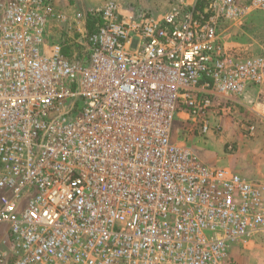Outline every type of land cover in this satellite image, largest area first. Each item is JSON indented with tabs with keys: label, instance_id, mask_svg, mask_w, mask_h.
<instances>
[{
	"label": "built area",
	"instance_id": "built-area-1",
	"mask_svg": "<svg viewBox=\"0 0 264 264\" xmlns=\"http://www.w3.org/2000/svg\"><path fill=\"white\" fill-rule=\"evenodd\" d=\"M56 2L0 0V264H237L234 246L264 243V181L189 138L264 98V52L228 39L264 0Z\"/></svg>",
	"mask_w": 264,
	"mask_h": 264
},
{
	"label": "rangeland",
	"instance_id": "rangeland-1",
	"mask_svg": "<svg viewBox=\"0 0 264 264\" xmlns=\"http://www.w3.org/2000/svg\"><path fill=\"white\" fill-rule=\"evenodd\" d=\"M94 1V0H93ZM106 1V0H105ZM118 4L119 12L126 9H132L135 13H153L157 14L165 10L172 2L176 0H114ZM186 3L194 4L196 0H183ZM92 0H57L56 7L67 16H71L77 12H81L88 7ZM92 5L88 9H92ZM94 8V7H93ZM88 26L98 24V22L88 19ZM63 25V24H61ZM64 26L53 25L49 29L52 32V41L58 42L61 31ZM229 41L238 44L246 54H260L264 52V13H254L247 26L245 33L231 35L228 37ZM259 102L264 105V98L259 97ZM260 113V112H258ZM239 113L236 118L237 125L235 128H225L221 135H215L211 138H198L190 136V140L194 144V149L198 152V147L207 145L208 142L215 140L218 141L221 149L219 152L211 151L209 149V157L215 159L216 165L226 164L231 169L236 170L244 177L264 181V179L256 178L245 174L244 170L251 173L253 170H261L264 165V122L256 114H251L247 117L246 114ZM254 124L255 129L249 132L246 125ZM231 145V148L228 146ZM207 149V148H205ZM244 153H248L250 159L248 163H243ZM199 155V154H198ZM200 157V156H199ZM252 158V159H251ZM243 165V166H242ZM242 166V167H241ZM252 175V174H251ZM235 262L237 264H264V243H250L245 248L234 246L230 250Z\"/></svg>",
	"mask_w": 264,
	"mask_h": 264
},
{
	"label": "crops",
	"instance_id": "crops-1",
	"mask_svg": "<svg viewBox=\"0 0 264 264\" xmlns=\"http://www.w3.org/2000/svg\"><path fill=\"white\" fill-rule=\"evenodd\" d=\"M92 2L93 3H91L89 6L92 5L93 7H97V6H101L105 2V0H94V1L92 0ZM187 4H190V3H187ZM89 6L86 7V8H82V9L83 10H87V8H89ZM127 11H131L133 14L135 13L132 9H126V8L123 10V12L120 11V13L123 14V13H126ZM137 15H139V14H137ZM48 39H49L50 42H52V32H50L48 34ZM259 97L260 96L258 95V93L256 91H251V92L247 93L246 95H244L243 97L237 98L236 99V104L238 105V108L240 110V114L239 115H241V117H242V114H246L247 113V117H248V116H251V114L254 113L258 117H260L261 121L264 122V105H262V103L259 102V100H258ZM258 112H260V113H258ZM223 124H224V128L229 129L230 127L231 128H233V127L235 128V126L237 125V122H235V121L232 122V121H230L228 119H224ZM246 128H247V125H246ZM205 148H207V149H205ZM198 149L199 150H198L197 153L199 154L200 158L205 163H207L208 165H210V166H218V167H229L226 164L216 165L217 161H214L215 159H213V157L210 158L209 155H208V153L210 152L209 149L211 151H216V152L220 153L219 149H221V147L218 144V141H216V139L208 142V144L204 145V147L203 146L198 147ZM244 154H245L243 156L244 159L242 161H243L244 164H246V163H248V160L250 159V156H249L248 153H244ZM244 172H245V174H247L249 176L264 179V165H262L261 170H256L255 169L253 171H250L251 173H249L246 170H244Z\"/></svg>",
	"mask_w": 264,
	"mask_h": 264
},
{
	"label": "trees",
	"instance_id": "trees-1",
	"mask_svg": "<svg viewBox=\"0 0 264 264\" xmlns=\"http://www.w3.org/2000/svg\"><path fill=\"white\" fill-rule=\"evenodd\" d=\"M88 17H89L90 19H92V20L98 22V20H97L95 17H93V15L89 14ZM64 52L67 53V51H64Z\"/></svg>",
	"mask_w": 264,
	"mask_h": 264
}]
</instances>
